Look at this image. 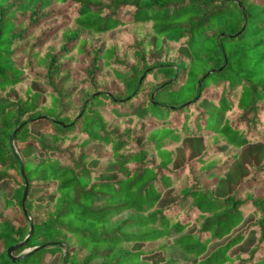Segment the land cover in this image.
Segmentation results:
<instances>
[{
    "label": "trees",
    "instance_id": "16d2710c",
    "mask_svg": "<svg viewBox=\"0 0 264 264\" xmlns=\"http://www.w3.org/2000/svg\"><path fill=\"white\" fill-rule=\"evenodd\" d=\"M255 144L264 0H0V264H264Z\"/></svg>",
    "mask_w": 264,
    "mask_h": 264
},
{
    "label": "rangeland",
    "instance_id": "374dc122",
    "mask_svg": "<svg viewBox=\"0 0 264 264\" xmlns=\"http://www.w3.org/2000/svg\"><path fill=\"white\" fill-rule=\"evenodd\" d=\"M29 20V19H27ZM41 31H37L35 33L34 37H37L40 35ZM41 32V37L43 36L44 39H46V41L49 40V34L47 35L46 33ZM45 35V36H44ZM83 58L84 56L82 54H78L75 55L73 59H68V58H64L63 59V64L65 66V68L67 69L68 73L70 75H73L75 78H77L79 76V71L81 70V68L83 67ZM197 151V150H196ZM264 157V146L261 144H255V145H251L247 148H245L244 150V154L242 156V159L245 160L246 162H259L262 158ZM182 157L180 156V154H177L176 160H175V165L176 166H180V164H182ZM238 168L236 165H234V167L231 169L230 173H228L220 183V185L222 186V188H225L226 192L231 190L232 188H234L238 182ZM218 179L217 178H212V179H208L205 180V184L208 185H212L214 183H217ZM254 192L256 194L257 197L262 198L264 197V182L261 183V181H259V183L257 185H254ZM0 212H2L4 215H6L9 219H19L20 216L19 214H17V212L15 211L14 208L12 207H6L3 203V199H2V194H0ZM245 245H242V247H240V249H244ZM0 249H1V244H0ZM167 255H172V256H176V257H181L182 253L180 251H178L177 249H171ZM49 259V255L45 256V260ZM55 260V259H54ZM54 264V263H51Z\"/></svg>",
    "mask_w": 264,
    "mask_h": 264
},
{
    "label": "water",
    "instance_id": "95a60500",
    "mask_svg": "<svg viewBox=\"0 0 264 264\" xmlns=\"http://www.w3.org/2000/svg\"><path fill=\"white\" fill-rule=\"evenodd\" d=\"M26 188H25V190H24V193H23V201H24V199H25V196H26ZM32 231V225H30V232ZM29 238V235L26 237V240ZM23 242H21V243H19V244H17V245H14V246H11V247H9L8 249H7V253H8V255L9 256H11V253H12V251L16 248V247H18L19 245H21ZM43 246H41V247H39V248H37V249H41Z\"/></svg>",
    "mask_w": 264,
    "mask_h": 264
}]
</instances>
